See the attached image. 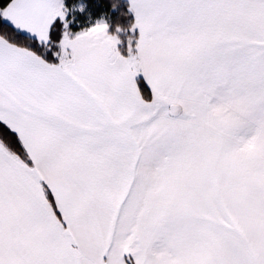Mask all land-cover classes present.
<instances>
[{"label":"snow or ice","instance_id":"snow-or-ice-1","mask_svg":"<svg viewBox=\"0 0 264 264\" xmlns=\"http://www.w3.org/2000/svg\"><path fill=\"white\" fill-rule=\"evenodd\" d=\"M0 264H264V0H0Z\"/></svg>","mask_w":264,"mask_h":264}]
</instances>
